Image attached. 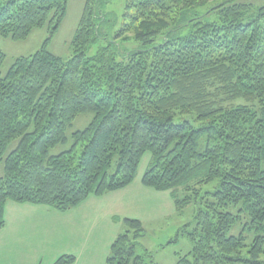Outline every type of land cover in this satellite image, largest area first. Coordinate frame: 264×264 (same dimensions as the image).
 I'll use <instances>...</instances> for the list:
<instances>
[{
    "label": "trees",
    "instance_id": "trees-1",
    "mask_svg": "<svg viewBox=\"0 0 264 264\" xmlns=\"http://www.w3.org/2000/svg\"><path fill=\"white\" fill-rule=\"evenodd\" d=\"M246 1L122 0L119 15L108 11L114 0H86L65 61L46 46L70 0H0L1 37L24 41L47 24L50 34L6 76L0 54V232L9 201L70 210L131 185L151 153L142 183L198 204L192 251L177 264H264V235L247 250L243 233L230 236L242 215L264 232V0ZM87 112L72 148L51 155ZM205 185L213 191L203 195ZM126 223L133 232L117 237L106 264H157L137 253L142 224Z\"/></svg>",
    "mask_w": 264,
    "mask_h": 264
},
{
    "label": "rangeland",
    "instance_id": "rangeland-1",
    "mask_svg": "<svg viewBox=\"0 0 264 264\" xmlns=\"http://www.w3.org/2000/svg\"><path fill=\"white\" fill-rule=\"evenodd\" d=\"M256 7L259 3L247 0ZM218 3H212L197 11L198 15L207 14ZM86 0H70L67 15L58 32L51 38L46 49L68 61L73 56L72 41L83 15ZM122 0H114V5L108 11L121 12ZM215 20V15L210 18ZM119 25L114 30H117ZM50 37L49 24L44 28L34 30L24 41H14L0 36V54L5 55L2 67L6 76L14 62L20 57H29L43 49ZM99 44H95L88 52L93 56L98 51ZM94 114H81L68 130V142L51 151V155L68 151L73 145V133L86 129L92 122ZM13 142L4 159L17 146ZM206 145V143H205ZM204 147L202 142L201 148ZM151 153L142 158L135 179L131 185L117 191L106 192L102 195L92 194L85 201L70 210L59 212L51 207L50 215L16 216L10 211L16 202L9 201L6 210L17 221H9L7 214L5 229L0 232V264H54L62 256L73 257L72 264H106L111 254L112 245L118 236L132 231L126 219L137 220L144 229L143 236L138 239L137 253L151 254L157 264H177L179 257L192 251V244L186 231L192 232L196 227L195 214L198 208L196 200L182 207L177 201L189 194L180 190L176 195L171 192H160L142 183L144 174L149 168ZM116 163L111 171L114 172ZM5 162H0V178L4 176ZM213 191V185H205L202 193ZM232 212L236 213L235 209ZM61 220L66 221L68 236L61 238ZM249 218L242 215L231 230L230 236H245L246 250L252 245L263 231L249 227ZM69 230L71 233L69 235ZM78 231L72 239L73 232Z\"/></svg>",
    "mask_w": 264,
    "mask_h": 264
},
{
    "label": "crops",
    "instance_id": "crops-1",
    "mask_svg": "<svg viewBox=\"0 0 264 264\" xmlns=\"http://www.w3.org/2000/svg\"><path fill=\"white\" fill-rule=\"evenodd\" d=\"M10 211H12L16 216L21 217V216H27L29 213H34V215H50V213H55L52 212L48 207L46 206H40V205H32V204H20V203H15L13 206H11ZM6 214L9 217V221H17L18 219H15L13 216L10 215V212L6 210ZM8 221V220H7ZM6 223L8 224V222ZM61 225L59 227L60 232H61V238L68 236V232L66 231V221L61 220ZM6 227V226H5ZM7 228V227H6ZM5 229V228H4ZM4 231V230H3ZM1 233H3L1 231ZM71 233V230H69V235ZM78 235V231L73 232L72 239L76 238Z\"/></svg>",
    "mask_w": 264,
    "mask_h": 264
}]
</instances>
